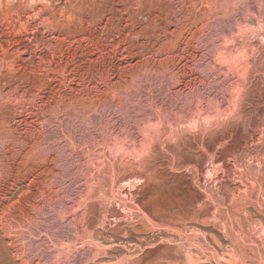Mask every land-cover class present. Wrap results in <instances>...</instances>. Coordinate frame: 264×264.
<instances>
[{"label":"rangeland","instance_id":"1","mask_svg":"<svg viewBox=\"0 0 264 264\" xmlns=\"http://www.w3.org/2000/svg\"><path fill=\"white\" fill-rule=\"evenodd\" d=\"M0 264H264V0H0Z\"/></svg>","mask_w":264,"mask_h":264},{"label":"bare ground","instance_id":"2","mask_svg":"<svg viewBox=\"0 0 264 264\" xmlns=\"http://www.w3.org/2000/svg\"><path fill=\"white\" fill-rule=\"evenodd\" d=\"M242 224H243V223H242ZM242 224H241V225H242ZM237 225H238V224H237ZM242 226H243V225H242ZM240 228H241V227H240ZM225 236H226V235H225Z\"/></svg>","mask_w":264,"mask_h":264}]
</instances>
